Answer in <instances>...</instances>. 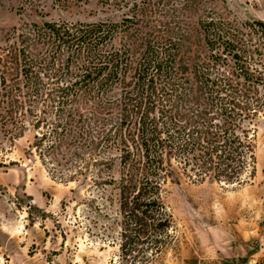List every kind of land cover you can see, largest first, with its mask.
<instances>
[{
    "label": "trees",
    "instance_id": "1",
    "mask_svg": "<svg viewBox=\"0 0 264 264\" xmlns=\"http://www.w3.org/2000/svg\"><path fill=\"white\" fill-rule=\"evenodd\" d=\"M96 1L109 14L81 21L16 0L18 22L0 26V153L30 125L52 174L97 188L119 249L144 264L171 238L168 182L254 174L264 17L226 0Z\"/></svg>",
    "mask_w": 264,
    "mask_h": 264
},
{
    "label": "rangeland",
    "instance_id": "2",
    "mask_svg": "<svg viewBox=\"0 0 264 264\" xmlns=\"http://www.w3.org/2000/svg\"><path fill=\"white\" fill-rule=\"evenodd\" d=\"M226 3L239 18L264 17V0ZM15 6L16 0H0V26L18 22ZM40 9L33 19L91 21L109 14L96 0H40ZM33 139L27 125L0 153V264H130L132 254L121 252L118 232L94 206L99 190L52 174ZM255 153L254 174L240 182H168L171 238L144 264H264V116Z\"/></svg>",
    "mask_w": 264,
    "mask_h": 264
}]
</instances>
